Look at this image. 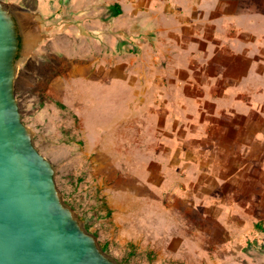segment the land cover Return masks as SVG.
Returning <instances> with one entry per match:
<instances>
[{"label":"crops","instance_id":"0c3cea01","mask_svg":"<svg viewBox=\"0 0 264 264\" xmlns=\"http://www.w3.org/2000/svg\"><path fill=\"white\" fill-rule=\"evenodd\" d=\"M104 2L107 3L94 0L93 6L102 9ZM114 3L119 5V15L113 18L114 27L127 32L135 21L138 30L150 31L151 20L152 30L167 32L158 36L168 44L167 53L140 42L136 51L123 49L116 59L103 57L102 68L105 63L129 64L136 80H142L143 93L148 90L149 95L154 88L161 95L166 92L169 99L179 102L181 111L172 115V122L168 123L155 109L143 110L140 123L147 120L152 125L149 131L143 125L142 131L137 128L140 136L144 135L137 141L140 144L137 160L141 164L138 169L134 170L133 155L126 157L128 161L124 164L121 155L111 159L104 151L95 152L102 157L97 170H103L101 192L110 217L113 216V228L120 231L119 236L127 239V243L141 246L155 242L150 249L153 247L157 254L162 253L160 250L173 257L192 255L202 249L208 252L209 239L215 249L234 253L232 248L237 247L243 230L264 219V30L242 31L232 24L239 18L250 23L249 10L241 11L242 17L237 14L240 0H114ZM221 15L222 26L228 24L238 30L237 40H224L217 20ZM64 26L50 35L64 31ZM167 37L174 39L167 41ZM173 42L191 45L193 70L181 64L177 50L173 52ZM40 50L42 47L31 48L22 80L27 87H40L47 100L63 105L52 88L67 73L56 70L45 80L48 72L39 70L51 66L37 59V65L29 64L41 54ZM194 55L201 60L195 61ZM93 59L98 61L99 57ZM126 70L112 74L132 76ZM39 76L42 80L30 85L31 78L37 80ZM36 98L37 95L33 103L41 111V100ZM45 103L49 108L50 103ZM48 108L42 111L46 113ZM71 112L80 119L74 109ZM43 116V120L49 117ZM127 130L125 138L129 136ZM159 131L163 134L155 133ZM168 131L171 133L166 135ZM106 145L108 140L95 150ZM167 146L171 148L169 151L165 149ZM106 169L111 179L115 178L110 184L106 181L110 180ZM157 173L164 178L161 191L168 193V201L151 199L152 191L143 192V188L152 185L150 179ZM148 200H154L148 209L152 216L144 217L142 209ZM154 237L160 242L153 241ZM226 238H231L230 244Z\"/></svg>","mask_w":264,"mask_h":264},{"label":"rangeland","instance_id":"374dc122","mask_svg":"<svg viewBox=\"0 0 264 264\" xmlns=\"http://www.w3.org/2000/svg\"><path fill=\"white\" fill-rule=\"evenodd\" d=\"M3 1L29 9L31 22L36 29V34L30 41L26 54H23L25 36L22 33L17 61L15 95L18 99L22 120L31 129L36 147L54 164L55 180L63 200L73 208L84 226L97 235L103 249L121 264H264V230H260L256 226L249 225L243 232L241 231L239 242L236 243L237 247L232 248L234 253L227 254L221 249H215L209 239L207 242L209 244L208 252H205L206 249H202L201 252L198 251L192 255L181 254L175 257L162 254V250H160L162 253L157 254L153 247L152 251L150 247L155 242L150 245L142 243L141 246L127 243V239L119 236L120 231L113 228V216L110 217L105 203V195L101 192L103 191L101 182L105 180L103 170L100 172L97 170L102 157L95 155V152L103 153L104 151L106 155L111 156V159L121 155L124 158L122 159L124 164L128 161L125 158L133 155L135 158L131 161L135 167L134 170L140 168L141 164L137 160L140 144L137 141L144 137V135L140 136L141 126L143 125V129L149 131L152 125L147 120L146 123L144 121L143 124L140 123L143 110L145 108L155 109L159 116L171 123L172 115H175L176 112L180 113L181 107L178 101L169 99L166 92H162V96L157 88L149 90V95L147 94L148 90L143 93L142 80H136L132 74L134 71L129 68V64L109 65V63H105L106 66L102 68L101 62L103 57L113 56L116 59V54H122L123 49L125 52L136 51L140 42L146 46L148 44L155 51L159 50L166 54L168 44L158 36H164L167 32L152 30L154 25L151 20H149L150 31L138 30L135 21L128 26L130 29L127 32L117 29L116 25L114 27L113 18L119 15V12L117 13L119 5L114 3V0H106L107 3L104 2V6H101L102 9L96 8V5L93 6L94 0ZM86 2L89 4L86 5ZM108 4L111 6L109 7ZM240 5L237 8V14L241 11L248 13L249 10L250 23L243 22L239 18L232 24L242 31L253 29L263 31L264 0H240ZM81 10L84 12L78 13ZM85 11L89 13L84 14ZM240 15L242 17V13ZM221 18L222 15L217 20L219 29L223 30L225 34L224 40H237L238 30L230 28L228 24L222 26ZM62 25H65L64 31L50 35L54 30H60ZM93 30H97L98 34ZM138 31L141 32L136 34ZM166 39L169 41L174 38L167 37ZM243 42L241 40V44ZM171 44L175 46L173 52L177 50L176 56L182 59L181 64L186 65L189 70H193L194 66L189 56L191 45L187 47L177 42ZM40 46L42 50L38 56L42 59L36 56L29 64L37 65L35 60L37 59L43 65L51 66V69L41 68L39 70H44V73L48 72L45 80L56 70L67 73L52 88L55 95L65 103L63 105L58 102L54 103L50 98L47 100L41 95L40 87H27V83L22 80L23 68L26 67L25 62L29 60L26 58L31 54V48H41ZM96 56L99 57L98 61L93 59ZM194 56L195 61L197 58L201 60L200 56ZM112 65L113 67H111ZM124 68H127L126 72L132 76L125 77L121 73L112 74L120 72ZM40 78L42 77L39 76L37 80L31 78L30 85H34L35 82L39 83L42 80ZM33 88L34 91L31 90ZM35 95L38 96L35 100H41L40 105L42 104L43 110L46 111L48 108V106L45 107V101L50 103L49 113L43 112L42 109L40 111L38 104L33 103ZM54 108L58 113L57 118V114L53 111ZM70 108L80 114L79 120ZM37 111L40 112L36 113ZM45 114L49 117L43 120ZM127 126L132 127L130 131L127 130ZM137 128H140L141 131L138 132ZM124 130L129 132L127 138L124 136ZM155 133L163 134L160 131ZM168 133L171 132L168 131L166 135ZM82 136L85 137L86 142ZM167 138L169 139L170 136ZM73 140L75 142H72ZM107 140L108 145L98 146L95 150L97 145H103ZM88 145L90 149L87 147ZM165 149L169 151L171 148L167 146ZM152 165L155 167L157 163L153 162ZM107 176L110 179L106 180L108 184L111 183V180L114 181L115 178L111 179L108 171ZM139 177L142 178L141 175ZM163 181L162 175L155 174L154 178L150 179L152 185L143 188V192L152 191L151 199H167L168 201V193L161 191ZM153 203L154 200H148L144 205L146 208V210L142 209L144 217L152 216L148 209ZM156 239L159 238L154 237L152 240ZM225 240L228 244L231 243V238ZM158 241L160 242V239ZM154 246L156 247V244ZM148 248L151 252L147 250ZM226 251L228 250L226 249Z\"/></svg>","mask_w":264,"mask_h":264},{"label":"water","instance_id":"95a60500","mask_svg":"<svg viewBox=\"0 0 264 264\" xmlns=\"http://www.w3.org/2000/svg\"><path fill=\"white\" fill-rule=\"evenodd\" d=\"M18 11L31 14L0 0V264H121L63 200L54 164L22 120Z\"/></svg>","mask_w":264,"mask_h":264},{"label":"bare ground","instance_id":"6f19581e","mask_svg":"<svg viewBox=\"0 0 264 264\" xmlns=\"http://www.w3.org/2000/svg\"><path fill=\"white\" fill-rule=\"evenodd\" d=\"M18 21L20 25L21 32L25 36V43L23 48V54L28 53L29 50V43L32 40L33 36L36 34V29L34 27V24H32L30 19V14L25 11H18L17 13Z\"/></svg>","mask_w":264,"mask_h":264},{"label":"trees","instance_id":"16d2710c","mask_svg":"<svg viewBox=\"0 0 264 264\" xmlns=\"http://www.w3.org/2000/svg\"><path fill=\"white\" fill-rule=\"evenodd\" d=\"M119 11H117L118 13ZM256 227L260 230H264V219H262L260 222L256 223Z\"/></svg>","mask_w":264,"mask_h":264}]
</instances>
